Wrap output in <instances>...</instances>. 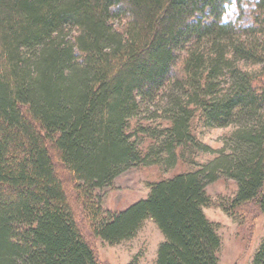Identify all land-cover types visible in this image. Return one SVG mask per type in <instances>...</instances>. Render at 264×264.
<instances>
[{
    "label": "trees",
    "instance_id": "obj_1",
    "mask_svg": "<svg viewBox=\"0 0 264 264\" xmlns=\"http://www.w3.org/2000/svg\"><path fill=\"white\" fill-rule=\"evenodd\" d=\"M243 1L0 0V264H100L86 229L118 245L147 220L164 236L156 264H220L207 186L231 178L225 212L264 214V0L251 24L224 21ZM195 120L235 124L229 151L104 209L99 191L124 170L208 151Z\"/></svg>",
    "mask_w": 264,
    "mask_h": 264
},
{
    "label": "rangeland",
    "instance_id": "obj_2",
    "mask_svg": "<svg viewBox=\"0 0 264 264\" xmlns=\"http://www.w3.org/2000/svg\"><path fill=\"white\" fill-rule=\"evenodd\" d=\"M256 1L244 0L240 5L234 2L229 6L224 21H238L243 25L251 24L252 11ZM259 67L260 65H251L248 68L258 70ZM161 122L158 119L144 123L150 125L151 128H159V125L162 126ZM192 128L196 137L209 147L208 151L196 149L186 151L173 168L151 164L149 166H133L124 170L111 186L99 191L104 209L116 212L124 210L145 198L150 192L151 183L195 170L199 166L215 160L220 151H229L228 144L237 129L235 124L226 127H207L202 120H195ZM146 142L143 149L151 143L149 140ZM60 167L58 164L70 201L72 205H78L72 182ZM236 189L235 180L224 176L207 186L213 203L205 209V212L207 217L216 224L222 239L219 253L220 264H251L254 253L264 237V214L255 207L246 206L235 210L233 215H229L223 209V203L234 196ZM77 208L80 226H84L83 211L79 206ZM85 232L87 239L97 250L100 264H130L136 256L139 257V264H156L157 250L164 240L162 232L153 220H147L134 239L118 245H109L103 242L100 238H96L89 229H86Z\"/></svg>",
    "mask_w": 264,
    "mask_h": 264
}]
</instances>
